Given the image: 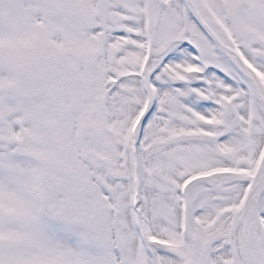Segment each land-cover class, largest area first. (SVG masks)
I'll return each mask as SVG.
<instances>
[{"label":"snow or ice","instance_id":"6c2138e0","mask_svg":"<svg viewBox=\"0 0 264 264\" xmlns=\"http://www.w3.org/2000/svg\"><path fill=\"white\" fill-rule=\"evenodd\" d=\"M0 264H264V0H0Z\"/></svg>","mask_w":264,"mask_h":264}]
</instances>
